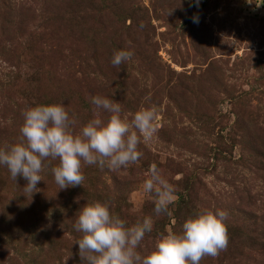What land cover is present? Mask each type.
<instances>
[{"label":"rangeland","instance_id":"374dc122","mask_svg":"<svg viewBox=\"0 0 264 264\" xmlns=\"http://www.w3.org/2000/svg\"><path fill=\"white\" fill-rule=\"evenodd\" d=\"M189 3L0 0V148L21 141L22 110L37 104L61 103L73 133L93 118V95L129 120L142 107L158 114L134 163L82 164L81 185L59 189L49 160L26 193L0 166V264H80L72 225L95 201L127 225L152 217L141 253L186 217L222 209L227 244L199 264H264V3ZM119 49L133 55L113 66ZM153 165L175 187L168 214L157 216L143 191Z\"/></svg>","mask_w":264,"mask_h":264},{"label":"clouds","instance_id":"9594fccd","mask_svg":"<svg viewBox=\"0 0 264 264\" xmlns=\"http://www.w3.org/2000/svg\"><path fill=\"white\" fill-rule=\"evenodd\" d=\"M199 2L190 0L189 6L198 7ZM245 2L259 7L264 0L259 4L256 0ZM190 19L199 22L195 13ZM132 55L131 50L119 49L110 62L119 66ZM90 102L95 106L94 116L75 133L72 128L76 121L61 103L37 104L22 110V139L0 148V166L7 168L12 179L19 175L26 181L24 192L37 189V182L42 180L40 173L49 160L58 161L50 171L62 189L81 185L82 164L117 170L142 155L138 144L153 137L158 120L156 108L142 107L129 120L121 116V105L108 97L93 95ZM99 112L107 113V117ZM142 187L145 193L154 195L153 212L157 216L168 214L169 205L175 201V187L154 165ZM226 216L222 209L198 211L185 218L178 233L168 232L157 238L146 253L138 249L145 234L152 231L150 216L127 225L107 203L95 201L79 208L72 227L80 233L74 240L80 264H199L203 256L215 257L226 246Z\"/></svg>","mask_w":264,"mask_h":264}]
</instances>
